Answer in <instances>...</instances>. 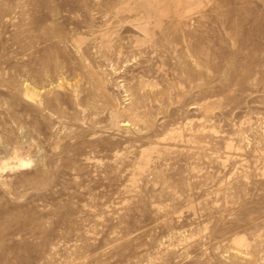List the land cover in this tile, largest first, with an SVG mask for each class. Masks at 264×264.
<instances>
[{
    "label": "rangeland",
    "instance_id": "rangeland-1",
    "mask_svg": "<svg viewBox=\"0 0 264 264\" xmlns=\"http://www.w3.org/2000/svg\"><path fill=\"white\" fill-rule=\"evenodd\" d=\"M0 264H264V0H0Z\"/></svg>",
    "mask_w": 264,
    "mask_h": 264
}]
</instances>
